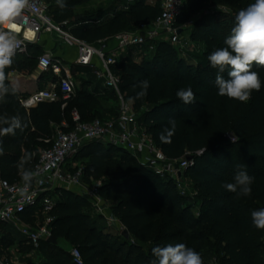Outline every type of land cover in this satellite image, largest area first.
Returning <instances> with one entry per match:
<instances>
[{
	"label": "trees",
	"instance_id": "16d2710c",
	"mask_svg": "<svg viewBox=\"0 0 264 264\" xmlns=\"http://www.w3.org/2000/svg\"><path fill=\"white\" fill-rule=\"evenodd\" d=\"M90 1L65 0L67 6L60 8L56 0H49L50 17L57 24L73 19L71 29L65 25V30L79 40L97 44L137 31L142 25H152L162 13L159 2L117 0L104 11L76 19V9ZM253 2L186 1L178 27L189 25L194 16L204 12L190 33L191 42L204 47L197 62L182 57L168 42L158 43L152 52L131 48L120 53L112 72L119 79L121 95L138 114L139 125L168 160L183 161L191 155L195 157L194 166L184 171L182 183L163 180L123 148L98 141L86 143L74 155L89 160V165L81 170L84 182H102L100 196L130 233V239L109 230L86 197L60 191L54 195L56 202L50 214V230L58 245L41 243L37 253L40 264H74L69 250L61 243L69 249H79L84 264H151L155 259L153 248L178 243L199 252L204 264H208V256H215L216 264H264V230L257 229L251 219L254 210L264 208V66L253 65L262 87L241 103L217 94V70L207 60L212 51L226 47L224 41L231 34L236 14ZM208 7L226 9L229 14L207 13ZM34 54L41 55L38 47ZM21 57H14L5 70L8 77ZM70 68L76 77V67ZM19 69L30 70L24 64ZM223 75L227 78V72ZM145 79L150 82L147 95L137 99L138 85ZM7 83L12 91L0 98V177L10 183L23 179L22 159L27 142L36 143L32 150L37 154L39 149L49 147L44 141L55 134L53 126L65 122L73 126L75 110L83 123L108 121L104 116L115 120L119 115L117 108L111 114H102L101 94L92 92L93 83L83 78L76 83V95L70 100L42 103L31 110L22 105L9 80ZM188 86L195 94L191 104H185L176 94ZM103 93L117 97L116 92L107 89ZM37 161L36 157L35 164ZM68 165L70 159L68 170L73 174L80 171ZM237 165L254 177L249 197H238L221 187L224 182H233ZM186 184H192L196 191L183 194ZM14 246L23 254L31 251L25 240H18L11 228L0 224V258Z\"/></svg>",
	"mask_w": 264,
	"mask_h": 264
},
{
	"label": "built area",
	"instance_id": "2783aa9c",
	"mask_svg": "<svg viewBox=\"0 0 264 264\" xmlns=\"http://www.w3.org/2000/svg\"><path fill=\"white\" fill-rule=\"evenodd\" d=\"M186 1L163 0L161 16L154 24L142 25L137 31L124 32L111 40L90 44L75 38L65 30L66 24H57L53 21L49 13V0H29L21 16L15 21L14 34L18 47L14 57L27 55L34 47L39 46L43 37L49 36L66 47L76 48L77 65L93 69L96 78L103 82L105 89L116 92L122 98V103L118 117L110 121L95 120L83 123L79 112L75 110L72 113L73 126L66 122L61 124L52 138L44 141L49 147L38 150V161L28 179L23 178L10 183L0 177V224L12 226L31 247L28 254H23L16 246L10 252L15 256V263L0 258V264H34L27 259L35 257L41 243L53 236L50 230L53 218L50 214L56 202L54 195L60 191H69L86 197L96 215L102 216L110 227H116L124 232V227L111 214L109 204L100 196L102 182L87 184L84 182L82 171L73 174L67 168V160L86 143L98 141L123 148L163 180L180 183L179 172L194 166V161H187L188 156L183 161L168 160L152 143L146 130L139 125L138 114L133 106L125 102L121 95L119 79L112 72L120 53L131 48H144L152 52L160 42L180 47L183 29L178 27L177 22ZM29 31L33 38L27 36ZM37 63L39 71L51 74L55 81L48 89L39 90L21 100L27 110L34 109L42 103L68 101L76 95V81L71 68L63 60L55 58L50 53H42ZM14 74V72L9 74V81L10 76ZM1 140L0 129V142ZM182 191L183 194L186 193ZM262 247L264 254V237ZM69 252L74 264H84L79 249L71 248Z\"/></svg>",
	"mask_w": 264,
	"mask_h": 264
},
{
	"label": "clouds",
	"instance_id": "9594fccd",
	"mask_svg": "<svg viewBox=\"0 0 264 264\" xmlns=\"http://www.w3.org/2000/svg\"><path fill=\"white\" fill-rule=\"evenodd\" d=\"M28 3L29 0H0V98L12 91L5 70L12 65L18 47L13 25ZM56 3L60 8L67 6L65 0H56ZM224 43L226 47L217 48L207 56L210 66L217 70L214 81L217 94L241 103L247 102L252 93L259 92L262 87L260 75L252 67L254 64L264 66V0H254L239 10L231 34ZM225 72L227 78L223 75ZM138 87L140 91L136 98L141 99L147 95L150 82L145 79ZM176 94L185 104L195 101L191 86L177 90ZM171 123L174 126V122ZM236 167L238 171L233 176V182H224L221 187L238 197H249L254 177L242 170V166ZM28 178L26 174L25 179ZM251 219L257 229L264 230V208L254 210ZM152 255L155 259L151 264H204L201 254L183 243L157 246L153 248Z\"/></svg>",
	"mask_w": 264,
	"mask_h": 264
},
{
	"label": "rangeland",
	"instance_id": "374dc122",
	"mask_svg": "<svg viewBox=\"0 0 264 264\" xmlns=\"http://www.w3.org/2000/svg\"><path fill=\"white\" fill-rule=\"evenodd\" d=\"M117 0H92L90 2H86L85 4H83L82 6L78 7L75 11V16L76 19H80L83 17H88L92 14H96L100 11H104L106 10L108 7H110L112 4H114ZM133 0H119V2L122 3H130ZM163 0H150V2H159L160 4H162ZM207 13H221V14H229V11H227L226 9L223 8H206L205 10ZM204 15V12H201L200 14L194 16L190 22L189 25L185 26V27H180L181 29H183V34H182V45L180 47H176L178 52H180V55L182 57H186L187 59L192 58L195 62L199 61L202 58V53L204 50V47L200 44H196L191 42L190 40V33H191V29L193 27V25L195 24V22L197 20H199L200 18H202V16ZM73 22V19L69 20L68 22H66V27L67 29H71V23ZM62 44V43H60ZM63 45V44H62ZM65 46V45H63ZM66 47V46H65ZM113 45H111L110 48H112ZM36 51V48H33L31 51H29V53L27 55H23V57H21V60L15 63V68L16 70L12 71L15 74H21V73H26L29 75H32L34 73H36V70H38L37 67H35V62H36V58H38L34 52ZM75 53H73L74 55ZM24 64L29 66L28 71H20V66ZM101 99H103L102 101V105L99 107V109L101 110L102 114L105 115V113H110L111 114V110H113L114 108L120 109V105L122 103V98H120L118 95L116 97V99H113L112 96L110 97V95L107 93H102L100 96ZM125 100V99H124ZM126 102V101H125ZM104 118L108 121L111 120L110 117L108 116H104ZM59 126L54 125L53 129L54 131H56V129ZM232 142H234L235 140L232 139ZM34 147H36V143L33 140H29L26 144L25 150H24V156L22 159V169L24 171V175H30L31 170L34 168L35 162H36V157H37V152L32 150ZM70 159L71 165L68 167L71 169H75V168H79L80 171L84 170L88 165H89V160L87 158H83V157H75L72 156ZM184 191L186 192H192V191H196V189L194 188V186L192 184H186L185 187H183ZM195 210H197V208H195ZM107 228L113 232H115L117 235H121L122 231H120V229H117L116 227L112 228L110 227L107 223ZM9 228H11V230H13L17 237L18 240H25V238L19 234L12 226H8ZM61 246L66 249V250H70L68 245L65 243H61ZM14 248H16V246L14 247H10L7 250V253L9 254H3L1 256V259L6 260L9 259L11 260L13 263H15V256L13 254H11L10 252L12 250H14ZM6 252V251H5ZM19 254V253H18ZM28 262H33L34 264H40V261L37 257V255L31 259H27ZM206 262L208 264H216L215 263V256H208L206 258ZM119 264V263H117Z\"/></svg>",
	"mask_w": 264,
	"mask_h": 264
},
{
	"label": "crops",
	"instance_id": "0c3cea01",
	"mask_svg": "<svg viewBox=\"0 0 264 264\" xmlns=\"http://www.w3.org/2000/svg\"><path fill=\"white\" fill-rule=\"evenodd\" d=\"M38 50L41 51V54L50 53L55 58L63 60L64 63L69 67L75 66L77 72L76 77H73L77 84H79V79L83 78L93 83L91 85L92 92L94 91L95 93L100 95L105 91L103 82L96 78L93 69L90 68L92 71L87 72L84 68L87 69L88 67L77 65L78 50L76 48L65 47L59 42L51 39L49 36H45L39 43ZM73 53L75 54L73 55ZM10 80L11 81L9 82L17 90L22 100L30 97L32 94L36 93L39 90L48 89L50 87V84L53 82V76H51V74L49 73H42L38 69L36 70V73L32 75L26 73L14 74V76H10ZM21 175L22 178H24L25 175L23 169L21 170Z\"/></svg>",
	"mask_w": 264,
	"mask_h": 264
},
{
	"label": "water",
	"instance_id": "95a60500",
	"mask_svg": "<svg viewBox=\"0 0 264 264\" xmlns=\"http://www.w3.org/2000/svg\"><path fill=\"white\" fill-rule=\"evenodd\" d=\"M187 161H188V162L195 161V157H194V156H188V157H187ZM183 176H184V171L179 172V174H178V179H179V182H180V183H182ZM123 236H124L126 239H130V233H129L127 230H124V232H123ZM48 243L57 246V245H58V240H57L56 237L52 236V237L48 240Z\"/></svg>",
	"mask_w": 264,
	"mask_h": 264
},
{
	"label": "bare ground",
	"instance_id": "6f19581e",
	"mask_svg": "<svg viewBox=\"0 0 264 264\" xmlns=\"http://www.w3.org/2000/svg\"><path fill=\"white\" fill-rule=\"evenodd\" d=\"M27 36L29 37V38H33V34L29 31V32H27Z\"/></svg>",
	"mask_w": 264,
	"mask_h": 264
},
{
	"label": "snow or ice",
	"instance_id": "6c2138e0",
	"mask_svg": "<svg viewBox=\"0 0 264 264\" xmlns=\"http://www.w3.org/2000/svg\"><path fill=\"white\" fill-rule=\"evenodd\" d=\"M13 27H15V25H13Z\"/></svg>",
	"mask_w": 264,
	"mask_h": 264
}]
</instances>
